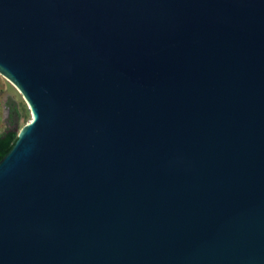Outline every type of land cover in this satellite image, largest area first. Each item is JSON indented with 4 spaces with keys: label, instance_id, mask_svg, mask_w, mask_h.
I'll return each instance as SVG.
<instances>
[{
    "label": "water",
    "instance_id": "1",
    "mask_svg": "<svg viewBox=\"0 0 264 264\" xmlns=\"http://www.w3.org/2000/svg\"><path fill=\"white\" fill-rule=\"evenodd\" d=\"M0 75V264H264V0H0Z\"/></svg>",
    "mask_w": 264,
    "mask_h": 264
},
{
    "label": "rangeland",
    "instance_id": "2",
    "mask_svg": "<svg viewBox=\"0 0 264 264\" xmlns=\"http://www.w3.org/2000/svg\"><path fill=\"white\" fill-rule=\"evenodd\" d=\"M31 119L22 95L0 75V135L9 128L18 132Z\"/></svg>",
    "mask_w": 264,
    "mask_h": 264
},
{
    "label": "trees",
    "instance_id": "3",
    "mask_svg": "<svg viewBox=\"0 0 264 264\" xmlns=\"http://www.w3.org/2000/svg\"><path fill=\"white\" fill-rule=\"evenodd\" d=\"M17 141V132L13 129H7L0 135V161L12 149Z\"/></svg>",
    "mask_w": 264,
    "mask_h": 264
}]
</instances>
